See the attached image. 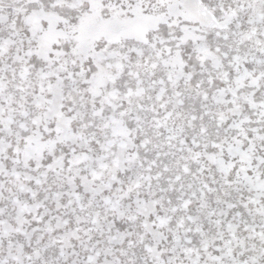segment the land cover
Here are the masks:
<instances>
[{
	"label": "snow or ice",
	"instance_id": "obj_1",
	"mask_svg": "<svg viewBox=\"0 0 264 264\" xmlns=\"http://www.w3.org/2000/svg\"><path fill=\"white\" fill-rule=\"evenodd\" d=\"M0 264H264V0H0Z\"/></svg>",
	"mask_w": 264,
	"mask_h": 264
}]
</instances>
